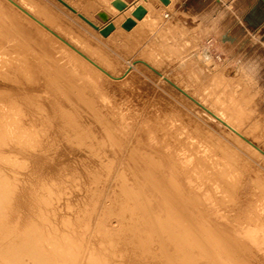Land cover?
<instances>
[{
  "label": "rangeland",
  "instance_id": "obj_1",
  "mask_svg": "<svg viewBox=\"0 0 264 264\" xmlns=\"http://www.w3.org/2000/svg\"><path fill=\"white\" fill-rule=\"evenodd\" d=\"M24 1L50 24L61 23V29L78 39L90 56L114 74L130 69L122 82L101 76L80 62L72 71L68 58L61 53H56L52 64L75 73L73 81L82 87H69L66 75L52 76L53 80L60 79L56 86L68 104L74 105L86 119L89 117V122L103 124V129L116 127L111 134L115 154L109 147L103 149L104 153L93 152L94 156L81 147L84 150L76 154L78 159L103 162L106 170L105 178L96 180L91 187L84 183V187H90L86 192L98 200L92 223L99 220L96 225L101 229L100 234L119 235L130 224L109 208L113 204L111 196L121 193L125 197V184L146 186L152 197L171 208V216L178 223L188 229L195 227L192 223L202 227V240L221 241L219 237L217 240L212 237L217 225L213 217L218 211L227 224L238 228L249 223L245 229L256 231L260 226L257 231L263 233V241L259 239L257 249L254 247L251 251L255 255L260 252V256L256 255L257 259L254 254L250 255L252 262L264 261V154L249 141L253 140L264 150V2L174 0L172 8L162 10V18L154 26L142 24L133 32L121 28L104 38L84 26L56 0ZM69 1L86 7L101 25L107 22L100 16L101 11L112 16L102 0ZM184 20L188 21L186 25L182 23ZM17 37L13 27L0 15V44L12 50L18 43L23 44ZM145 58L166 77L190 89L195 98L204 94L208 101L205 105H212L210 109L216 113L224 112L229 122L246 136L231 131L166 82L163 75L142 63L143 66L141 60ZM41 62L38 57L34 59L39 67ZM46 123L52 124L49 120ZM161 145L166 157L175 153L178 159L189 160L184 168L178 160L161 171L163 180L169 179L176 185L170 204L166 202V186H156V177L149 165L151 159H147V154L154 153L152 150ZM78 184L81 185L79 181ZM207 192L213 204H209ZM129 203L134 210L139 207L134 200ZM99 211L101 214H96ZM190 241L191 246L186 247L193 256L190 264L222 263L220 254L212 258L202 250L205 248L193 244L195 237Z\"/></svg>",
  "mask_w": 264,
  "mask_h": 264
},
{
  "label": "bare ground",
  "instance_id": "obj_2",
  "mask_svg": "<svg viewBox=\"0 0 264 264\" xmlns=\"http://www.w3.org/2000/svg\"><path fill=\"white\" fill-rule=\"evenodd\" d=\"M56 1L84 26L104 38H109L121 28L133 32L142 24L154 26L162 18V10L170 9L174 4V0H122L127 6L121 10L114 4L115 0H102L112 16L101 11L100 16L107 20L106 24L101 25L86 7L69 0ZM139 6L146 9L142 18L134 16ZM0 15L23 42L12 50L0 44V264H190L193 256L186 247L191 246V237H195L193 244L205 248L202 250L209 252L212 258L220 254L221 264L252 262L250 254L254 253L251 251L254 247L257 249L256 243L263 235L257 231L260 226H256V231L245 229L249 223L244 228H240L243 225L238 228L227 224L218 211L213 217L217 225L212 237L215 240L219 237L221 241L202 240V227L192 223L195 227L188 229L178 223L171 216V208L152 197L146 186L125 184L126 198L121 193L111 196L113 204L109 208L130 224L119 235H101V229L96 225L99 220L92 223L98 200L86 191L92 184L105 178L106 170L103 162L78 159L80 157L76 154L84 150L81 147L88 149L92 156L93 152L104 153L103 149L107 147L115 154L111 134L116 127L103 129V124L89 122V117L86 119L74 105L68 104L56 86L60 79L53 80L52 76L66 75L69 87H82L74 83L75 73L52 64L56 53H61L68 58L72 71L80 62L101 76L104 74L108 79L122 82L130 69L124 70L123 74H114L90 56L78 39L61 29V23L50 24L46 17H40L24 0H0ZM127 18L136 21L130 29L122 26ZM110 23L114 24V29L108 35L103 34L102 29ZM182 23L186 25L188 21ZM37 57L42 61L40 67L34 63ZM145 59L141 60V64L163 75L166 82L209 111L231 131L246 136L229 122L224 112L216 113L210 109L212 105L206 106L208 101L204 94L195 98L188 91L190 89L178 85V82L154 67L149 59ZM51 68V72L46 71ZM47 120L52 123L50 126ZM249 141L264 154L261 146L253 140ZM162 148L163 145L155 147L152 150L154 153L147 154V159H151L149 165L156 177V186H166V202L170 204L176 185L169 179L163 180L161 171L178 160L184 168L189 160L186 157L178 159L175 153L166 157ZM71 152L75 153L76 158L72 157ZM84 183L91 185L84 187ZM210 195L207 199L209 204H213ZM133 200L139 205L135 210L129 203ZM102 209L104 211V207ZM100 211L96 214L100 215ZM137 212L141 214L139 217ZM132 233L135 235L131 236ZM256 255L259 257L260 252ZM236 258L238 262H235Z\"/></svg>",
  "mask_w": 264,
  "mask_h": 264
},
{
  "label": "water",
  "instance_id": "obj_3",
  "mask_svg": "<svg viewBox=\"0 0 264 264\" xmlns=\"http://www.w3.org/2000/svg\"><path fill=\"white\" fill-rule=\"evenodd\" d=\"M165 2H168V0H164ZM264 2V0H262ZM114 4L119 8V9H124L127 5L125 2L122 0H115ZM146 13V9L143 6H139L135 11H134V16L137 18H142ZM136 21L134 18H127L122 26L124 28L130 29L135 25ZM114 29V24L110 23L108 24L104 29H102V33L105 35H108L112 30Z\"/></svg>",
  "mask_w": 264,
  "mask_h": 264
}]
</instances>
